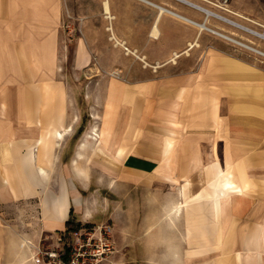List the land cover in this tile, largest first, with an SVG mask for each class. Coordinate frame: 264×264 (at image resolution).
I'll list each match as a JSON object with an SVG mask.
<instances>
[{
    "label": "crops",
    "instance_id": "crops-1",
    "mask_svg": "<svg viewBox=\"0 0 264 264\" xmlns=\"http://www.w3.org/2000/svg\"><path fill=\"white\" fill-rule=\"evenodd\" d=\"M97 4L99 34L88 45L97 69L108 76L101 79L103 93L94 95L96 124L88 122L76 134L81 111L74 110L72 86L60 73L63 0H0V264H35L40 246L63 245L69 220L94 218L93 199L103 187L91 193V186L98 182L113 197L117 247L132 251L122 224L138 190L151 205L179 193L185 199L186 184L196 192L202 177H209L207 167L214 177H243L241 188L223 181L207 200L215 231L204 232L211 224L201 204L206 200L172 201L163 211L170 221L146 224L152 236L144 253L117 254L116 260L264 264V71L251 78L244 61L241 71L224 68L217 34L186 18L216 25L183 2ZM109 25L129 51L111 38ZM49 133L54 137L47 145L42 140ZM61 198L68 202L62 213ZM252 225L257 235L249 234ZM158 227L164 231L160 242L152 238ZM233 230L235 242L224 249Z\"/></svg>",
    "mask_w": 264,
    "mask_h": 264
},
{
    "label": "rangeland",
    "instance_id": "rangeland-1",
    "mask_svg": "<svg viewBox=\"0 0 264 264\" xmlns=\"http://www.w3.org/2000/svg\"><path fill=\"white\" fill-rule=\"evenodd\" d=\"M193 1L197 3L201 2V5L215 11L219 15L264 34V0H228V2H226L225 0H212V2H215L217 4L222 3L227 9L241 14L242 17L214 5L213 3H211V1ZM63 2L64 14L59 25V61L61 63L60 73L62 74L61 76L72 86L73 93L76 98L74 110L81 111V114H79V118H75V125L78 128V130H76L77 134L78 132H80L81 128H84L88 124V122H91V124H96L95 122L97 121L96 119L98 117V111L97 109L95 110L92 108L94 104L96 105V102L94 101V95H100L103 93L102 85L104 82L101 81V79H103L105 76H108V73L106 71L97 69V54L92 53L88 45V40L96 39L99 34V23L97 15L100 7L97 4V0H63ZM200 13H202L204 16L206 15L203 11H200ZM209 17L212 23L216 25V27H214L213 25H210V22H207V24L211 28L223 31L224 33L237 38L243 43H247L251 46H254L255 48H259L264 51L263 38L251 34L246 30L238 28L214 16ZM207 31L208 30H205V33L210 32ZM109 33L111 32L109 31ZM112 43L113 45H115L114 41H112ZM81 44L85 46L88 54V63L84 66L78 65V55ZM217 44L219 50L224 52L223 54L219 53L218 58H230L228 60H234L238 62V64L241 61H244L247 63L249 68L254 69L253 72L249 69L251 78L262 76V71H264L263 55L258 54L240 44L234 43L233 41L226 39L220 35H217ZM233 70L237 72L241 71L242 69L238 67ZM92 109L94 110V113H92ZM211 169V167H207V173L209 174V177H202V185L196 190V192L189 193L188 184L186 183V186L184 188V198H187L190 203H193L191 201H193L194 197L199 193L200 195H203L202 199H200L199 201L206 200L201 204L205 207V209L207 208L206 213L204 214L205 221H211V224L204 226L205 231L203 230L208 235L211 232L215 231V225L213 223L214 220L209 214L211 203L207 200H211V193L222 186L223 181L225 182V177H214L215 175H213ZM107 178L108 177H106V179ZM242 179L243 177H231V180L234 181L235 185H237L239 188H241L240 181ZM104 185H106V183L98 182V184H93L91 186V193H96L98 188L103 187L100 190V196L97 199H93L94 202L92 206L95 213L94 218L88 222H81L79 225L88 223L95 224L104 221H108L111 224L115 223L113 218L114 209L112 207L113 197L111 195H108L109 190H107ZM259 187L260 189H264V182L259 183ZM137 195L139 198L136 199L137 203L133 206V211L128 212V214L123 216L122 235L124 236V241L129 244V246L132 245V251L134 250V254L139 256L145 251L146 240L148 238H151L152 236V234L148 233V231L144 229L146 224H148L149 221L155 223L170 221L168 218H166V215L164 216L163 214L166 206L169 204V202H181L185 199H183L181 197V194L179 193L174 194V196L169 199H160L158 201H155L154 205H151L149 200L146 199L145 193L142 192L141 189L138 190ZM85 207L86 206H84V208ZM126 210L129 211V207H127ZM184 217L185 216L183 215L180 222L184 221ZM72 221L75 223L77 221L76 217L72 219ZM137 226L138 229H135V227L137 228ZM158 229H156L157 231L152 238H154L155 241L160 242L162 235L164 236V231ZM166 231L169 232L168 234L170 238H172V240L173 238H176V235H174L173 232L168 230ZM235 233L236 230L231 231L229 239L227 241V245L224 246V249L229 250L230 246L233 245V242H235ZM249 234L252 236L257 235V228L255 227V225L251 226ZM233 235L234 237L232 239ZM213 241L214 240H211L209 244H212ZM251 241H254V237H252ZM66 242L68 241L65 240L64 243ZM235 245L236 247H238L237 241ZM254 246L255 245L251 246V248H255ZM63 248L64 244L57 247V249L60 250ZM213 248L214 246L211 245L206 249L207 251H209ZM239 249H242V247H239ZM118 250L119 252L117 253V256L128 257V255H130L132 252L131 248L127 250L125 247L120 248V246H118ZM256 250H259V248Z\"/></svg>",
    "mask_w": 264,
    "mask_h": 264
},
{
    "label": "built area",
    "instance_id": "built-area-1",
    "mask_svg": "<svg viewBox=\"0 0 264 264\" xmlns=\"http://www.w3.org/2000/svg\"><path fill=\"white\" fill-rule=\"evenodd\" d=\"M228 2V0H225ZM124 44V43H123ZM126 51H129L125 46ZM63 238V249L40 246L33 257L35 264H119V252L111 223L81 224Z\"/></svg>",
    "mask_w": 264,
    "mask_h": 264
},
{
    "label": "bare ground",
    "instance_id": "bare-ground-1",
    "mask_svg": "<svg viewBox=\"0 0 264 264\" xmlns=\"http://www.w3.org/2000/svg\"><path fill=\"white\" fill-rule=\"evenodd\" d=\"M178 1L183 2V3H185V4H187V5L191 6V7H193V8H195V9H198V10H200V11H203V12L206 14L207 17H208V16H214V17H216V18H219V19H221V20H224V21H226V22H228V23H230V24H232V25H234V26H236V27H238V28H241V29H243V30H246V31L250 32L251 34H254V35H256V36H258V37L264 39V34H263V33L258 32V31L254 30V29H251V28H249V27H247V26L240 25V24L234 22V21L231 20V19H228V18H226V17H223V16L219 15L218 13H216L215 11L206 8V7H204L203 5L197 3V2H195V1H193V0H178ZM208 2H210V1H208ZM211 3H213V4L216 5V6L221 7V8H223V9H226V10H228L229 12H231V13L237 15V16L242 17L241 14H239V13H237V12H235V11H232V10L227 9V8L225 7V5H223L222 3H221V4H217V3H215V2H211ZM161 8H162V11L167 10L165 7H161ZM105 9H106V13H107V15H108L110 18H112V17H111V13H110V7H109L107 1H105ZM186 19H187L188 21H190L192 24H194V25L200 27V29H202V30H208V31H211V32H213V33H216L217 35H220V36H222V37H224V38H226V39H229V40L233 41L234 43L240 44V45H242V46H244V47H246V48H248V49H250V50H252V51H254V52H256V53L261 54V55L264 56V51H263V50H261V49H259V48H255L254 46H251V45H249V44H247V43H243V42H241L240 40H238L237 38H235V37H233V36H231V35H229V34H226V33H224L223 31H220V30H218V29H213V28H211V27L207 24V22H205V21L199 22V21L192 20V19H190V18H186ZM109 30L111 31V38L114 39L115 43H116V44H122V45H123V43H122L121 41H119V40L116 38V36L114 35V33L112 32V27H111V25H109ZM194 45H197V42L190 43V47H191V48L194 47ZM123 46H124V45H123ZM124 48H125V46H124ZM128 49H129V48H128ZM177 57H179V54H176L175 57H174L173 59L175 60ZM228 59H230V58H221V59H218V61L221 60V61H219V62L223 65L224 68L235 69V68H238V67H240V68L242 67L241 64H238V62H236V61H234V60L230 61V60H228ZM87 63H88V54H87V51H86L85 46H84L83 44H81L80 49H79V55H78V65H79V66H84V65H86ZM237 65H238V66H237ZM249 69H250L252 72H253V70H254V69H251V68H249ZM46 92L49 93V90L47 89ZM57 135L60 136V137H62V136H63V133L60 132V131H58V132H57ZM53 137H54V135L51 134V133H49V134H47V137L43 138L42 142H43L44 144H47V145H48L50 142L53 141ZM225 180H226V181L224 182L225 186L231 187V188H233V189L236 187L234 181H232L230 177H225ZM217 183H218V182H217ZM202 197H203V195H202V194L200 195V193H199L197 196L194 197V201H196V200L199 201L200 199H202ZM188 202H189V200L186 198V199H185V203L187 204ZM182 205H183V204H180V205H177V206L175 207V215H176V216H178V215L181 213V210H182V207H183ZM217 205H220V203H219L218 200H217ZM184 206H185V205H184ZM67 207H68L67 199H66V198H64V199H63V198L59 199V206H58L59 211L62 213V212H64V211L67 209Z\"/></svg>",
    "mask_w": 264,
    "mask_h": 264
},
{
    "label": "trees",
    "instance_id": "trees-1",
    "mask_svg": "<svg viewBox=\"0 0 264 264\" xmlns=\"http://www.w3.org/2000/svg\"><path fill=\"white\" fill-rule=\"evenodd\" d=\"M79 226L78 223H74L72 220L67 222V230L65 231L64 238L67 240L70 237V233Z\"/></svg>",
    "mask_w": 264,
    "mask_h": 264
}]
</instances>
